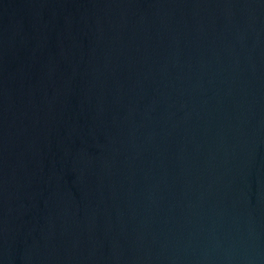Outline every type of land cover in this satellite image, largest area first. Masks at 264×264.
<instances>
[{"label": "water", "instance_id": "1", "mask_svg": "<svg viewBox=\"0 0 264 264\" xmlns=\"http://www.w3.org/2000/svg\"><path fill=\"white\" fill-rule=\"evenodd\" d=\"M0 264H264V0H0Z\"/></svg>", "mask_w": 264, "mask_h": 264}]
</instances>
